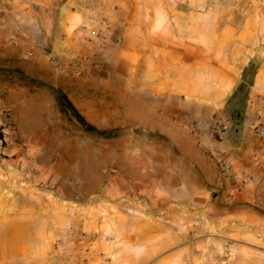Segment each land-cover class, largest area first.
<instances>
[{"label": "crops", "instance_id": "obj_1", "mask_svg": "<svg viewBox=\"0 0 264 264\" xmlns=\"http://www.w3.org/2000/svg\"><path fill=\"white\" fill-rule=\"evenodd\" d=\"M89 7L100 38L84 46ZM258 20L243 23L218 0H0V53L41 60L82 87L115 85L161 105L155 114L227 117L224 149L264 180ZM170 127L155 130L146 161L112 170L105 191H81L74 205L4 210L0 172V264H215L227 243L235 255L225 264H264V208L253 204L264 189L221 182L197 137L180 120Z\"/></svg>", "mask_w": 264, "mask_h": 264}, {"label": "rangeland", "instance_id": "obj_2", "mask_svg": "<svg viewBox=\"0 0 264 264\" xmlns=\"http://www.w3.org/2000/svg\"><path fill=\"white\" fill-rule=\"evenodd\" d=\"M218 1L241 13L243 23L250 15L258 17L264 29V0ZM1 86L4 210L74 205L81 191H105L112 170L146 161L155 146L150 141L157 140L155 130L174 135V108L155 114L163 107L153 101L128 99L115 85L68 82L63 73L24 53H0Z\"/></svg>", "mask_w": 264, "mask_h": 264}, {"label": "built area", "instance_id": "obj_3", "mask_svg": "<svg viewBox=\"0 0 264 264\" xmlns=\"http://www.w3.org/2000/svg\"><path fill=\"white\" fill-rule=\"evenodd\" d=\"M87 21L78 28L77 40L82 45H94L100 38V31L92 27L96 22V12L93 7L88 8ZM83 59V58H82ZM82 59H74L73 67H79ZM93 69L99 68V63L95 60L91 62ZM261 114L258 117L256 125H253L254 131L264 143V98L257 101ZM1 112L5 111V106L0 99ZM174 119L180 120L191 133H193L200 145H204L206 156L210 164L215 168L218 179L221 182L231 181L238 186H254L256 190L264 189V180L258 173L250 172L237 166L234 163V157L229 155L224 149L227 136L231 131V121L224 116L201 117L193 119L188 115L174 113ZM258 166L264 168V144L262 149L255 156ZM253 204L264 208V193L258 194L253 199ZM235 245L227 243L223 246L220 253H217L216 259L219 264H225V261L234 259ZM65 264V263H62ZM101 264H105V261Z\"/></svg>", "mask_w": 264, "mask_h": 264}, {"label": "trees", "instance_id": "obj_4", "mask_svg": "<svg viewBox=\"0 0 264 264\" xmlns=\"http://www.w3.org/2000/svg\"><path fill=\"white\" fill-rule=\"evenodd\" d=\"M65 103L69 106L70 109L73 110V107L71 106V104H70L68 101L65 100ZM78 118H79V117H78ZM79 119H80V118H79Z\"/></svg>", "mask_w": 264, "mask_h": 264}]
</instances>
